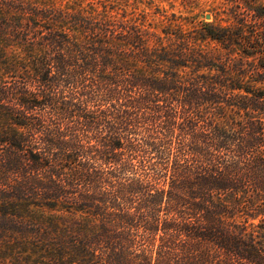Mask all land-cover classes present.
I'll use <instances>...</instances> for the list:
<instances>
[{
	"label": "trees",
	"instance_id": "trees-1",
	"mask_svg": "<svg viewBox=\"0 0 264 264\" xmlns=\"http://www.w3.org/2000/svg\"><path fill=\"white\" fill-rule=\"evenodd\" d=\"M106 2L45 5L17 37L1 194L78 216L53 223L74 261L264 264V33ZM254 2L223 0L264 19Z\"/></svg>",
	"mask_w": 264,
	"mask_h": 264
},
{
	"label": "rangeland",
	"instance_id": "rangeland-1",
	"mask_svg": "<svg viewBox=\"0 0 264 264\" xmlns=\"http://www.w3.org/2000/svg\"><path fill=\"white\" fill-rule=\"evenodd\" d=\"M105 1L120 11L127 9L130 17L140 14V12L149 11L158 22L168 17L174 24H183L186 27L193 26L191 21H194L198 26L204 24L226 26L233 22L244 21L248 31L264 33V19L256 20L255 13L245 5L223 4V0H144L137 6L133 0L129 5L122 3L121 0ZM90 2L92 0H0V85L5 81L11 82V77L22 70L18 62L25 55L16 50L19 40L17 37L27 36V41H34L33 37L40 30L36 27L45 23L43 18L35 17V14L40 13L38 11L44 8L43 6L66 7L76 4L79 7L81 4L82 7L89 10L91 9ZM254 3V9L264 12V0H255ZM21 7L27 9L28 14L20 13ZM160 12L163 16L157 15ZM208 15H210V19H207ZM27 22H35L36 24L31 25L35 29L26 30L24 26ZM19 25L23 27L18 28ZM14 30L17 31L14 32ZM212 46L214 47L215 44ZM263 52L264 48L260 50V53ZM259 61L261 59L257 58L256 63ZM6 121V117H0V137L9 129ZM17 193L21 194L20 188ZM35 202L33 199L24 197L19 200L11 199L10 195L4 196L0 191V264H96L92 258H87L88 263L80 261V252L77 255L78 260L74 261L71 258V252L77 251L72 244L71 246L69 244V238L73 236L71 227H69L71 233L59 232L56 235L54 222L64 221L63 223H67L68 221L69 225L73 227L79 217L72 216L67 212L52 211L49 208L40 209L34 204ZM158 235L161 237L163 233L160 231ZM57 236L62 240L60 243L64 242L63 246L66 252L68 250L63 258L57 256V247L55 246ZM162 244V241L157 242L158 246ZM155 249L159 251V249ZM159 257L156 255L153 264H159L156 261Z\"/></svg>",
	"mask_w": 264,
	"mask_h": 264
},
{
	"label": "water",
	"instance_id": "water-1",
	"mask_svg": "<svg viewBox=\"0 0 264 264\" xmlns=\"http://www.w3.org/2000/svg\"><path fill=\"white\" fill-rule=\"evenodd\" d=\"M207 19H210V15L207 16Z\"/></svg>",
	"mask_w": 264,
	"mask_h": 264
}]
</instances>
